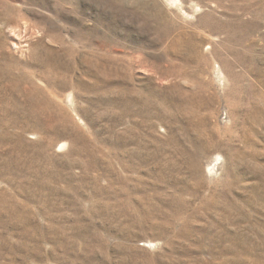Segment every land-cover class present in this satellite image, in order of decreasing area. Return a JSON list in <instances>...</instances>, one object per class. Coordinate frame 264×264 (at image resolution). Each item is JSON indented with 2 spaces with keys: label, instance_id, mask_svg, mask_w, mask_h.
Here are the masks:
<instances>
[{
  "label": "rangeland",
  "instance_id": "1",
  "mask_svg": "<svg viewBox=\"0 0 264 264\" xmlns=\"http://www.w3.org/2000/svg\"><path fill=\"white\" fill-rule=\"evenodd\" d=\"M263 226L264 0H0V264H264Z\"/></svg>",
  "mask_w": 264,
  "mask_h": 264
},
{
  "label": "bare ground",
  "instance_id": "2",
  "mask_svg": "<svg viewBox=\"0 0 264 264\" xmlns=\"http://www.w3.org/2000/svg\"><path fill=\"white\" fill-rule=\"evenodd\" d=\"M173 3V2H172ZM45 99H42L40 101V103L43 104V101ZM129 103V102H128ZM177 103V102H176ZM198 103V102H197ZM36 104V103H35ZM132 104V103H131ZM37 105V104H36ZM46 105L48 106L47 108H50L51 106V103L50 102H46ZM118 106V105H117ZM128 106V105H126ZM122 108V107H121ZM119 108V110L121 109ZM125 108V107H124ZM128 109V108H127ZM148 110V109H147ZM146 110V111H147ZM177 111V110H176ZM122 112V111H121ZM120 112V113H121ZM128 114L129 113H132L130 110H127ZM126 113V112H125ZM124 114V113H121V115ZM125 115V114H124ZM146 116V115H145ZM130 117V116H129ZM162 117V116H161ZM53 121V120H52ZM176 121V120H175ZM132 122V121H131ZM130 123V121H129ZM132 124V123H131ZM188 126V125H187ZM131 127V126H130ZM133 128V127H132ZM128 132H131V129H129ZM124 141V140H123ZM130 141V139H129ZM126 142V141H125ZM124 142V143H125ZM123 144V143H122ZM132 144V143H131ZM121 145V144H120ZM124 145V144H123ZM128 145V144H127ZM134 145V144H133ZM146 145V144H144ZM131 146V145H130ZM121 147H123L121 145ZM129 147V146H127ZM145 148V147H144ZM146 149V148H145ZM144 149V150H145ZM149 150V148H148ZM153 150V149H152ZM132 151V150H131ZM136 151V149H135ZM129 152V150H128ZM149 152V151H148ZM158 152V150H157ZM135 153V152H133ZM137 153V152H136ZM140 153V152H139ZM135 155V154H134ZM138 155V154H137ZM142 155V154H141ZM136 156V155H135ZM132 153L129 152L128 155H126V158L123 159V161L125 163H122V167H123V170L124 172H126V175L124 174H121L120 172V168L116 167V175H117V190L115 192V206L114 207H117V210H118V215L119 217H122L125 219V221L129 222L131 224V227L133 226H137L135 221H137V223H141V225H143L145 227V229L148 231V232H153V229H152V226H155L156 229H158V232H157V235L158 236H165L167 231L163 228V227H160L158 224H159V221H161L162 224H166L169 222V225L170 224H175V216L173 214H170L168 212H162V211H159L157 209L156 206H154L152 203H150V201H152V199L150 198L149 194H148V190H152V191H155L158 187H153V186H156V181H158L159 179H162V175H161V172L164 170V168L166 167L167 170L171 173L174 172V165H172L171 162H169L167 165H165V167L162 169V170H158V168H154L153 170H145L147 175L151 178L152 182L148 183L147 186H143V188L141 189V192H142V195L140 198H137L135 197L134 198V203H135V213H133L135 215V219L133 220L131 217H130V213L128 211V209H126V212H124V209L126 208V204H125V198H130L132 196H134V192L135 190L136 191H139L140 188L136 189V188H132V184H131V181H132V176L130 174H132L133 170H134V166H133V162L135 163V161H132ZM137 157V156H136ZM139 157V156H138ZM134 158V157H133ZM154 159L155 161H157V156L156 155H153V156H150L149 153H145V156L143 159L144 163H146L148 161V159ZM220 158L221 157H218L215 162L218 163V161H220ZM138 159V158H137ZM165 160V159H164ZM142 162V161H141ZM155 163V162H154ZM158 164V163H157ZM142 165V164H141ZM144 165V164H143ZM161 165V164H160ZM136 166V165H135ZM197 166V164H194L193 167L195 168ZM216 166V165H215ZM215 166H212V168H209L208 169V173L209 174H214V171H215ZM156 167V165H155ZM199 167V166H198ZM161 168V167H159ZM137 169V168H135ZM150 169V168H148ZM139 170V169H138ZM137 170V171H138ZM135 171V170H134ZM137 171H135L134 173H136ZM197 171V170H196ZM230 173V172H229ZM226 176V175H225ZM239 179V178H238ZM243 180V179H242ZM159 186V184H158ZM211 186V185H210ZM167 188H170L169 186H167ZM215 188V187H214ZM163 189V188H161ZM188 190H190L188 188ZM235 190V189H234ZM221 194V193H220ZM136 195V194H135ZM168 196L169 197H173L172 195V192H168ZM226 194H222L219 198L220 199H223L225 198L226 199ZM165 198H168V197H165ZM213 198V197H212ZM166 200H170L171 202H173L175 205L178 204V202L174 199H166ZM236 200V199H235ZM211 204L213 206L216 205V202L214 200H212ZM218 204V203H217ZM228 206V205H227ZM230 206V205H229ZM232 206V205H231ZM108 207V206H107ZM110 207V206H109ZM209 205L205 206V209L208 208ZM226 207V206H225ZM216 208H217V205H216ZM227 208V207H226ZM116 210V209H115ZM201 210H204L203 207H193L191 204L190 206L188 205H185L183 204V215H182V219L185 220V219H188V217L190 216L189 213L191 212H194L195 214V217L194 219L197 220L200 213H201ZM117 212V211H116ZM117 214V213H116ZM227 214V213H226ZM120 220V219H118ZM123 222V220H122ZM212 227V226H210ZM249 228V227H248ZM264 228V226H263ZM212 229V228H211ZM254 230V229H253ZM208 231V230H207ZM261 233V232H260ZM183 237H185L186 235H182ZM211 236V235H210ZM264 238V237H263Z\"/></svg>",
  "mask_w": 264,
  "mask_h": 264
}]
</instances>
